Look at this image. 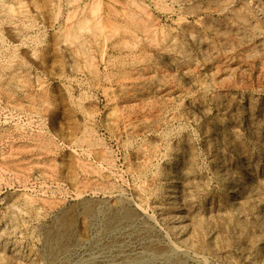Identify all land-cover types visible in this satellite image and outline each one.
<instances>
[{
	"label": "rangeland",
	"instance_id": "374dc122",
	"mask_svg": "<svg viewBox=\"0 0 264 264\" xmlns=\"http://www.w3.org/2000/svg\"><path fill=\"white\" fill-rule=\"evenodd\" d=\"M0 264H264V0H0Z\"/></svg>",
	"mask_w": 264,
	"mask_h": 264
}]
</instances>
